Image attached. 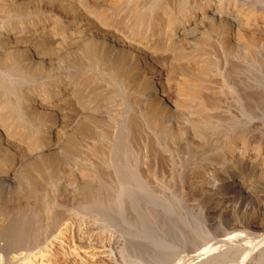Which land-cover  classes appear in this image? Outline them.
<instances>
[{
  "label": "rangeland",
  "instance_id": "1",
  "mask_svg": "<svg viewBox=\"0 0 264 264\" xmlns=\"http://www.w3.org/2000/svg\"><path fill=\"white\" fill-rule=\"evenodd\" d=\"M87 1L92 7H96L99 3V0ZM203 1L172 0L173 4L168 6L165 18L168 17L167 21L172 24L176 22L173 24L176 26ZM230 1L238 6L241 4L240 7L244 9L251 6L247 9L248 16L255 11V13H263L262 17L264 16V0H242V3L240 0ZM142 2L146 4L140 5V8L135 10L136 13L139 11V13L149 14L158 4L157 0H142ZM243 2L244 5H242ZM130 5L133 6V4ZM4 11L0 8L2 16L0 19H4L0 21V28L7 25L11 19L8 15L7 17L2 15L7 14ZM148 14L146 17L149 18L156 13ZM251 16H249L248 24L257 25L258 28L252 25L256 30L253 28L249 31L257 32V29L264 26V22L260 16L258 20L255 19L258 22L254 24L255 20ZM175 19L178 22L177 20L172 21ZM216 19L217 16L213 17L211 20L213 22L210 21L206 31L203 32L208 33L209 37L201 35L202 33L193 37L190 40L191 45L189 44L176 58V66L166 61L165 54L159 58L160 63L164 60L167 62L165 66L169 68L175 66L173 68L175 71L176 69L181 71V73L174 72L175 76L171 74L173 77H170L171 85L166 95L171 102H174L172 99L177 101L173 104L174 106L164 107L158 103L156 105L153 102L150 103L149 100L148 102L142 97L139 86L141 82L121 86L120 74L115 72L114 76L108 73L100 76L95 73L100 62L105 61L101 56L102 53H98L100 52V45L96 46L98 41L90 37L82 36V39L81 37L77 39L78 41L61 45L59 50L63 49L58 54L56 51L48 50L50 58L45 62L37 59L40 55L36 51L31 53V49H22L18 53L20 59L25 53L28 57L35 55L40 63L35 62L33 67L36 66L37 69L36 67L35 70L30 69V72L16 71L20 72L22 77L16 76L17 73L15 75L11 69L5 70L6 66L5 68L0 67V133L6 132L3 129L6 130L11 121L10 123H17L20 126L23 131H21V136L25 140L28 138L30 140L34 124L47 117L46 112L49 113L48 116L51 114L48 110L42 109H38L39 112L38 110L30 113L27 111V114L25 110V98L27 97L25 96L29 93L31 96H40L52 88L53 84L63 79L62 74L64 73L70 76L74 74L72 77L82 82L78 89L80 105L85 107L90 117L84 116L83 118L78 110L70 109L69 111L73 112L68 114L70 118L68 130L59 138L53 152L48 153L49 156L45 158L35 157L34 154L28 155V151L26 154L23 153L21 165L13 174L8 172L13 150L3 149L4 152L0 150L1 244L8 242L12 236L19 238L33 228L35 231L42 229L45 226V220L62 209L83 211L81 213L85 216H83L84 219L81 213L82 220L72 218L74 219L71 220L74 224L72 233L77 237L76 234L81 225L89 226L92 229L93 244L97 248L104 249L107 254L102 258L105 264H191L192 257L203 251V248L207 249L212 246L211 249L213 247L218 250L226 249L228 243L224 244L221 241L225 235L228 236L227 233L231 232L235 235L237 238L234 242L240 244L248 239H255L264 232V230H259L264 226V218L256 221L255 227L247 225L248 220L255 213H261L264 216L262 211L264 208L263 161L258 160L255 163H259L258 170L247 165L244 158L235 168L227 167L224 173L221 170L228 165L220 166L227 153L229 155L225 141L228 140V136L236 135V132L242 133L243 131L242 134L252 135L254 144L262 143L261 145L264 146V27L260 30L263 31L262 35L259 34L261 39L253 43L254 45L248 44L251 45V49L247 46V43L251 42L248 36L242 37L240 34L236 35L229 46L222 43V31L219 32L221 29ZM260 20L263 22L261 27L259 26L261 25ZM6 21L7 24H5ZM243 21L238 23L244 26L247 20ZM220 45L224 47L221 48ZM91 47L96 48L94 49L96 53H93L94 50ZM25 54L22 59L26 60L28 57ZM156 56L160 57L161 53H157ZM190 58L192 60H189ZM196 60H198L197 67L202 71L193 66L192 63ZM177 62L183 65L180 66L181 64ZM236 63L239 66H236ZM192 67L194 72H192ZM227 70L231 71L233 76ZM82 71L85 74L81 73ZM225 71L226 75L228 72L227 76L223 75ZM182 76L193 79L202 77L201 79H204V83L207 84L205 91L210 97L214 96L211 97L212 99H216L217 94L219 97L224 88L227 90L231 87L235 91L227 94V98L238 94L234 97L240 98L243 104L241 106L215 104L201 107L197 99L186 96L188 95L187 88L185 89L180 82ZM224 78L226 80L221 82ZM229 79L233 82L231 83ZM175 81L180 82L181 86ZM83 84L86 86L84 87ZM233 85L236 87L232 88ZM175 86L179 91L181 88L182 91L176 93L178 89L175 91ZM219 86L223 87L220 90L221 93H219ZM82 88L83 90H80ZM203 90L204 88L201 92ZM183 95L187 98H182ZM40 111L43 113L41 114ZM31 114H35L34 117H30ZM85 125L88 127L86 128ZM258 134L261 135L258 136ZM22 144L19 147H22L24 151L25 147ZM13 148L18 150V146ZM20 148L19 150L22 151ZM233 174L241 176L243 186L247 189H244L243 193H238L231 185L230 177ZM221 176H223V183L218 180L219 177L222 179ZM252 176L255 177L254 181L248 180ZM207 179L212 190L217 189L218 193L210 194L209 191L212 190L205 186ZM79 241L81 244L86 243L82 238ZM243 255L245 254H239L226 264H236ZM61 256L63 254H59V257ZM250 257L253 261L249 258L251 260L249 264H256L259 261L264 264V256L261 259L262 255L255 253Z\"/></svg>",
  "mask_w": 264,
  "mask_h": 264
},
{
  "label": "bare ground",
  "instance_id": "2",
  "mask_svg": "<svg viewBox=\"0 0 264 264\" xmlns=\"http://www.w3.org/2000/svg\"><path fill=\"white\" fill-rule=\"evenodd\" d=\"M157 1H158L157 6L152 10L153 13L152 11L149 10L151 12L149 14L151 15L156 13L155 15H153L154 18H152L153 16L148 18L146 17L148 14L147 12L143 14L142 12L139 13L138 11L140 15L136 13L137 11L135 12L137 8H140V5L146 4V3L142 4L143 3L142 0H99V3L96 7L94 6L92 7L91 5H89L87 0H3V1L1 0L0 8L5 10L4 12L7 13V14H2V13L1 14L5 15L4 17H7L6 15H8V17L11 18L10 20L12 22H10L9 20V23L7 24V21H6L5 24L7 25L4 24L5 26H2V28H0V67L3 66V68H5L4 66H6L7 68H5V70L11 69V71H13L15 75L17 73L16 71H22V70L29 71L30 69L35 70L36 66L33 67L35 62L39 63L38 60H40V62L41 61L45 62L47 61V59L50 58V56H48V53H47L48 50L56 51V54H58L63 49L62 48L61 50H59V47L61 45H64L67 42L70 43L71 41L74 42L79 37H81L82 39V36L90 37L92 40L96 39L98 41V43H96V46L97 44L100 45L99 46L100 52L98 53H102L101 56H103V59L105 61L104 63L102 62L103 65L100 62V64L96 67L97 70L95 73L101 76L102 74H106V73L113 75L116 72L118 75L120 74L121 76V79H122V82L120 83L121 86L123 85L130 86L134 84H139L141 82L139 86L141 87L142 97H144V99H147V101L148 100L151 101L150 103L152 102L155 103V105L158 103L164 107H168L170 105H173L174 103H177L175 99L174 100L172 99V101L174 102H171L166 96L167 93L169 92L170 85H171L170 77H173L171 74L177 71V69L176 71L173 69L176 66L175 60L181 53L184 52L187 46H189L190 40L193 37L201 33H202L201 35L204 34L206 37L208 36L207 35L208 33L205 34L203 32L208 27L213 17L217 16V19L215 21L218 20L219 28L221 29L219 30V32L222 31L221 39L224 45H229L230 42H233V39L236 37L237 34H240L242 37L248 36L249 42L250 41L251 42L247 43V46H250V49H251V45H254L255 43H257L256 42L257 40L259 41L261 39L260 35H262L263 31L261 32L260 30L264 26L260 29H257L258 31L256 32L255 31L256 28H254L253 26L256 27L257 25H253V24L250 25L248 23L250 20L249 16H251V14H253L252 15L253 17L252 16L251 17L254 20L257 18H260L261 16L263 22H264V16L262 17L263 13L261 14L258 12H257L258 14L255 13L256 11L251 12V14L248 16L249 12L247 9L251 8V6H247L248 8L244 9L243 7H240L241 4L238 6V4L234 2L231 3L230 0H229L230 2L223 1V0H218V2L216 0H204L202 3L200 2L201 4L199 7H197L194 11L190 12V14L188 13V15L185 16L183 19H181L180 22H178L177 20L179 18L172 20L173 22L176 20L178 22L176 26L175 25L173 26V24H175L176 22L172 24L169 21H167L168 17L165 18L167 10H168V6L172 3V0H157ZM240 1L242 3V0ZM130 4H133V6ZM147 5L149 6V4ZM242 5H244V2ZM134 12L136 14H134ZM22 17H23V20H22ZM243 19H246L247 21L246 20L243 21ZM2 20L0 19V21ZM239 21L240 23L241 21L243 22L246 21V22L244 26H242V24L238 23ZM255 21H253L254 24L258 22V21L256 22ZM259 22H261V20ZM263 22H261V25L259 24L258 25L261 27ZM2 24L3 22L1 23V25ZM248 25L251 28L248 27ZM210 26L212 27V25ZM210 26H209V29H210ZM242 27H243V30L241 31ZM212 28H214V26ZM253 28L255 29L254 30L255 32L251 30L252 31L251 33L249 30ZM219 44H221V42ZM248 44H251V45H248ZM224 45L222 47H224ZM85 47L88 48V45L85 44ZM219 47H221V45ZM24 48H27L28 50L31 49L32 50V51L30 50L31 53L36 51V53L40 55V56L38 55L39 56V58H37L38 60L35 58V55H32V57H28L26 56L27 54L25 53L24 54L26 57H28V59L27 58L26 60L22 59L23 58L22 56L24 55L23 54L21 56V59H22L21 60L20 57L18 56V53H20L21 50ZM82 49H84V47ZM191 50L192 49L190 47V51ZM93 53H96V51L94 50ZM157 53H161V56L157 57L156 56ZM162 54H165L164 57L167 58L166 61H169L170 64L172 63L175 65L173 68L172 66H170V68L165 66L167 63L165 60L162 63H160L159 58L162 57ZM65 55L67 57V52ZM184 55H187V54L184 53ZM186 60L188 62V59ZM189 60H192V59L190 58ZM193 60H195V58ZM197 61L198 60L193 61V63L190 61L195 68L198 66ZM177 64L180 65L181 63L177 62ZM236 64H237L236 66H239L238 63ZM182 65L183 63L180 66ZM254 65H257V64L254 63ZM242 66H245V65H242ZM247 66H250V65L248 64ZM197 68L200 69L199 67ZM238 69L240 68L238 67ZM200 70L202 71V69ZM196 71L199 72L198 70ZM177 72L181 73V71H177ZM192 72H194V68ZM221 72H220V75H221ZM228 72H227V75H228ZM19 73L20 72H18L16 76H20L21 74ZM81 73H83V71ZM229 73H231V71ZM62 75H64L63 79L59 80L58 83L53 84L52 88L48 89L45 93L41 94L40 96H31L29 95L30 93L25 96L27 97L25 98L26 112L29 111L30 113L31 111L35 112V110L42 109L46 111L48 110L51 114L48 116L49 113L46 112L47 117L43 115L45 118L37 122L35 121L36 124H34L32 136L30 137V140L28 138L29 136L27 137L26 135L23 134L25 137L28 138L27 140L30 143L27 140H25L24 137L21 136L22 130L17 123H13V122L10 123L11 122L10 121L6 130L3 129L6 132L0 133L1 152L3 151V149L13 150V152L10 150V152H12L11 154L12 156L10 157V161H9L10 164L8 166L9 167L8 172H10L11 174L15 173L19 169L21 165L20 163L23 160L21 157L23 153L26 154V152L28 151L29 153V154L27 153L28 155L34 154L35 157L45 158L49 156L47 155L48 153L53 152L54 147L57 145L59 138L63 134H65V132L68 130V126L70 124V118L68 114L73 112V111L70 112L69 111L70 109L71 110L76 109V111L78 110L79 115H81L83 118L84 116L87 118H90L88 117L89 116V114H87L88 112L85 111V107L83 108L81 106L82 104L80 105V97H79L78 89H79V86L82 85V82L79 79L73 78L72 76L74 74L72 76L66 73ZM173 75L175 76V74ZM223 75L224 76L226 75V71L224 72ZM231 76H233V74ZM218 77H221V76H218ZM201 78L199 79L197 78L198 79L197 80L193 78H188L186 76H182L181 81H180L182 82V85H184V88L185 87L187 88V89L185 88L186 92L188 93V95L186 96H190L192 98L197 99L199 106L207 107L208 105L213 106L215 104H218V105L224 104V106H227V104H229L230 106L232 105L241 106L243 104V102L240 101V98L238 99L234 97L235 95H238V94L234 93L235 94L234 96H231V97L228 96L227 98V94L229 93L231 94V92L233 93L234 89H231V87H230L231 90L227 88H226L227 90H225L224 88L225 91L223 90L221 91L222 93L220 92V90L224 87L223 84L227 85V83H223L222 88L219 86V93H221L219 94L220 98L218 97V94H217L216 96L218 98L215 97L216 99L214 98L212 99L211 97L213 95H211L210 97L207 94V92L205 91L207 84L206 82L204 83L203 81L204 79H201ZM225 80L226 78H224V80L221 82H224ZM232 80H230L231 83L233 82ZM179 83H176V84H179ZM241 83L243 82L241 81ZM85 86L86 85H84V87ZM177 86H175V89H174L175 91L179 87ZM180 86H181V83H180ZM208 86L210 87V85ZM233 87L234 85L232 86V88ZM202 88H204L203 91L205 92L203 91L201 92ZM80 90H83V88ZM177 91L178 92L176 93H179L180 91H182V89L180 88V91L179 89ZM33 94L34 93H32V95ZM182 98H184V95L182 96ZM178 103L180 104V102ZM149 111L151 112L152 109ZM42 113L43 112H41V114ZM158 113H161V112H158ZM34 115L35 114L33 115L31 114L30 117L32 116L34 117ZM87 127L88 126H86V128ZM257 128L258 127L256 126V129ZM250 131H251V128H250ZM236 133L237 134L234 136H231L233 133L230 134L231 137L228 136L227 138L228 140L225 141V143L227 142V148L229 149L228 151L229 155L227 153V155L224 157L223 162L220 164V166L224 167L223 166L224 164L228 166H225L224 169L221 170V172L224 173L223 171H225L227 167L231 169L235 168L237 165H239V163H241V160L243 158L247 165H249L254 170H258L259 163L258 164H255V163L258 162V160H261L264 163V155H263L264 146L261 145L262 143L254 144L255 141L253 142L254 139L252 135L242 134L243 131L242 133L239 132L240 134L238 132ZM260 135L258 134V136ZM257 139H261V138L259 137ZM20 144H22V146L25 147L24 151L22 150V147L21 148L19 147ZM17 146H18V150H15V148L13 147H17ZM19 148L22 151H20ZM51 156L53 155L51 154ZM43 162L46 163V161H43ZM41 164L43 165V163ZM249 171H250V168H249ZM254 176H252L251 179H248V180H253L255 178ZM215 177L213 178L215 179ZM221 177L222 179H219L220 178L219 177L218 180L222 181L223 183V176ZM240 177H239V174L231 175L230 178L232 179V181H230V183L233 186V188L238 191V193H243L244 189L246 188L243 186V180L241 181ZM205 181H206L205 186L212 190V188L210 187L211 184H209L210 183L209 180L207 179ZM209 192L210 194L218 193L217 189H214ZM262 211L264 212V208L262 209ZM81 212L83 213V211H77V210L74 211V209L73 211L72 210L69 211L68 209H62L58 213L53 214L49 218H47V220H45V223H44L45 226L42 227V229L35 231V228L29 227L33 229H31V231L29 232H26L25 235L20 236L19 238L12 236L8 242H3V244L0 243V264H105L102 261V258L105 257L107 254L105 253L104 249L97 248V246L93 244L94 239L91 234L92 229H90L89 226L88 228L87 226L81 225V228L82 227L83 228L82 229L80 228L78 230L76 234L77 237H75L72 233L73 225H74L72 224V221L74 220V219L72 220V218L80 219L82 217L84 219L85 216ZM80 213L82 214V216L80 215ZM262 216L263 214L261 213H255L248 220L247 225L251 227H255L254 223L258 220H263L262 218H264V216L263 217ZM259 230L260 231L264 230V226L263 228H259ZM227 234L228 236L225 235V237H223L221 241L224 244L228 243V245H226L227 247L226 249L223 248L221 250H218L217 248H214V247L213 249H211L212 246H210L211 248H207V249L203 248V251L200 250L201 252L199 253L196 252L197 254H195L192 257L193 259H192L191 264H216V263L226 264L228 261H230V259L232 258L235 259L241 253L245 255H243V257L241 256L242 258H240L236 264H249L251 260L253 261V258L250 256H252L255 253H258L260 256L262 255V258L261 257L260 258L263 259L264 232L261 235L257 236L255 239L254 238H252L251 240L248 239L240 244L234 242L237 238L235 235H233L231 232ZM80 238H82V240L84 239L85 240L84 242L86 243L81 244L79 241ZM59 254H63V256H61L62 258L59 257ZM249 258L251 260H249ZM261 262L262 261L256 262V264L257 263L261 264Z\"/></svg>",
  "mask_w": 264,
  "mask_h": 264
}]
</instances>
